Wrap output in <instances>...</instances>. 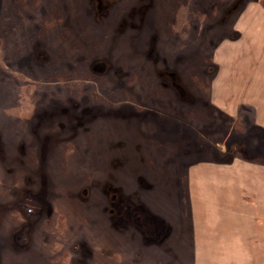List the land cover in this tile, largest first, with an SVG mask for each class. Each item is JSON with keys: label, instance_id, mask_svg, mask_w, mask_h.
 Here are the masks:
<instances>
[{"label": "rangeland", "instance_id": "1", "mask_svg": "<svg viewBox=\"0 0 264 264\" xmlns=\"http://www.w3.org/2000/svg\"><path fill=\"white\" fill-rule=\"evenodd\" d=\"M254 1L0 0V264H264V171L220 164L264 134L209 99Z\"/></svg>", "mask_w": 264, "mask_h": 264}, {"label": "crops", "instance_id": "2", "mask_svg": "<svg viewBox=\"0 0 264 264\" xmlns=\"http://www.w3.org/2000/svg\"><path fill=\"white\" fill-rule=\"evenodd\" d=\"M258 19H260V26H264V9L258 0L254 1V3L245 4L241 9V20L235 26V35L233 38L228 39V41H221L215 47L213 62L216 67V72L210 86L209 99L211 106L215 109V111L219 110L231 121L233 120L237 122L238 119L241 118V113L247 112L249 119H245L247 121L246 123L250 121L249 123L253 125V130L258 131L259 134L261 132V136H263L264 90H259V87L254 86L253 89H245L243 92H241V89L239 90L231 88L230 86H232V84L230 85L229 80L225 79V77L231 74L233 71H235L237 74H240L242 70L262 71L255 74L256 79L260 75L261 77L264 76V30L260 29V26L253 27L255 21L257 22ZM247 30L249 32H246ZM250 32L253 33V36L251 37ZM258 34L259 37H257ZM253 37L254 42H258V44L260 43L261 47L257 52L255 51L251 57L248 58L247 64L245 66L243 65L245 69L239 71V68L236 64L238 63V59L244 55L241 54L239 50L241 49L243 51L244 46L248 42H250L252 45ZM257 65H263L262 70H258ZM242 110H245V112ZM233 150L234 149H230V151L227 153V155H229V159L227 161H221L220 164H233L235 169H238L242 164H246L247 166H245V168L251 172L264 171V162L258 161L260 158H244L245 160L241 161ZM233 155H235V157ZM228 161L230 163H228ZM254 166H256L258 169L254 170ZM258 182L259 181H257V183ZM260 182H262V180ZM261 193L264 194L263 191H261ZM255 218L256 221L260 220V218ZM252 252L264 253V247L261 246V248L256 249L252 248Z\"/></svg>", "mask_w": 264, "mask_h": 264}, {"label": "trees", "instance_id": "3", "mask_svg": "<svg viewBox=\"0 0 264 264\" xmlns=\"http://www.w3.org/2000/svg\"><path fill=\"white\" fill-rule=\"evenodd\" d=\"M258 2L260 3V5L263 7L264 9V0H258ZM176 25L177 27H181V20H176ZM238 122V121H237Z\"/></svg>", "mask_w": 264, "mask_h": 264}]
</instances>
